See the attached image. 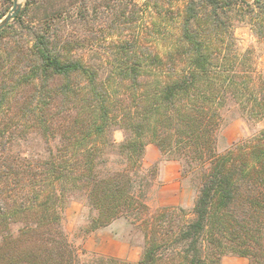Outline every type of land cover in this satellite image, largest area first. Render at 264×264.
I'll return each mask as SVG.
<instances>
[{"label":"trees","instance_id":"obj_1","mask_svg":"<svg viewBox=\"0 0 264 264\" xmlns=\"http://www.w3.org/2000/svg\"><path fill=\"white\" fill-rule=\"evenodd\" d=\"M166 1L183 2L177 13L165 10L174 35L158 32L167 38L156 36V54L119 42L105 67L77 55L88 40L64 39L62 29L108 12L120 22L110 29H132L140 10L130 0H26L0 30V264H80L61 229L71 193L85 197L94 229L121 217L144 225L147 243L134 264H221L227 253L264 264V130L223 154L215 149L229 98L264 117V80L232 30L240 11L264 37V0ZM12 5L0 0V21ZM112 126L126 132L122 143L109 139ZM33 129L58 145L25 162L12 143ZM149 143L199 168L193 218L177 227L166 210L150 213L137 185ZM109 155L123 167H107Z\"/></svg>","mask_w":264,"mask_h":264},{"label":"rangeland","instance_id":"obj_2","mask_svg":"<svg viewBox=\"0 0 264 264\" xmlns=\"http://www.w3.org/2000/svg\"><path fill=\"white\" fill-rule=\"evenodd\" d=\"M130 1L140 10L138 20L132 25V29L124 24L117 27H122L118 31L110 29L111 24L114 23L116 27L120 22L108 12L104 13L103 19L98 22H90L87 25L70 23L62 29L63 38L88 40L77 55H82L87 61L104 67L106 59L111 56V49L117 43L126 40H136L140 52L156 54L158 32L165 31L164 35L168 37L175 33V31L171 32L170 24L166 23L170 19L166 17L165 10L177 13L182 10L183 2L173 1L169 4L166 0ZM14 3L20 5V11L24 8L26 0H13L12 7L9 9L6 7L7 15L12 11ZM98 4L101 5L102 10H105L106 7L101 1ZM31 16L32 14L29 13V17ZM232 16L236 48L242 54L248 53L252 66L256 68L255 76L259 80H264V37L258 38L255 35L248 19H243L240 11ZM14 23L13 19L9 22L10 25ZM157 37V41L167 38L159 35ZM219 115L220 126L215 135L217 154L225 153L234 144L249 142L264 130V117L248 116L231 98L219 110ZM125 136L126 132L119 126H112L108 132L109 139L116 144L122 143ZM57 145V140L47 144L37 130L33 129L28 131L24 138L13 141L11 153L21 156L25 162H32L43 159L49 147L54 149ZM108 158L107 167L110 169L119 170L123 167L122 157L109 155ZM140 172L137 185H143L142 190L146 193V204L150 213L156 214L166 210V213L174 218L176 227L193 218L194 202L200 188L199 168L194 165L189 166L183 159L170 160L162 155L154 144L149 143L145 146ZM60 215L61 229L76 251L80 264H92V261L98 257L114 258L134 264L141 258L147 243L144 225L121 217L105 227L94 229L91 221L95 213L80 193H71L67 196L60 209ZM12 228H17V225ZM221 264H250V262L245 257L227 253L221 258Z\"/></svg>","mask_w":264,"mask_h":264},{"label":"water","instance_id":"obj_3","mask_svg":"<svg viewBox=\"0 0 264 264\" xmlns=\"http://www.w3.org/2000/svg\"><path fill=\"white\" fill-rule=\"evenodd\" d=\"M19 9H20V5L18 3H14V7L12 11L8 15H6L3 20L0 21V30L4 28L13 19V17L17 14Z\"/></svg>","mask_w":264,"mask_h":264},{"label":"crops","instance_id":"obj_4","mask_svg":"<svg viewBox=\"0 0 264 264\" xmlns=\"http://www.w3.org/2000/svg\"><path fill=\"white\" fill-rule=\"evenodd\" d=\"M133 261V260H132Z\"/></svg>","mask_w":264,"mask_h":264}]
</instances>
